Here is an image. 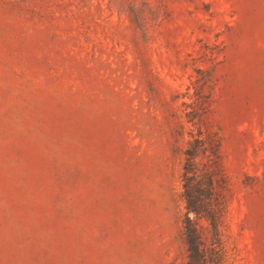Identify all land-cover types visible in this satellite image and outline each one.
I'll return each mask as SVG.
<instances>
[{"label":"rangeland","instance_id":"obj_1","mask_svg":"<svg viewBox=\"0 0 264 264\" xmlns=\"http://www.w3.org/2000/svg\"><path fill=\"white\" fill-rule=\"evenodd\" d=\"M222 141L219 264H264V0H0V264H189L182 151Z\"/></svg>","mask_w":264,"mask_h":264},{"label":"trees","instance_id":"obj_2","mask_svg":"<svg viewBox=\"0 0 264 264\" xmlns=\"http://www.w3.org/2000/svg\"><path fill=\"white\" fill-rule=\"evenodd\" d=\"M184 155L181 184L185 201L184 234L189 264H219L221 253L203 238L200 220L208 221L216 245H223L221 222L226 209V183L222 161V141L217 132L191 133Z\"/></svg>","mask_w":264,"mask_h":264}]
</instances>
